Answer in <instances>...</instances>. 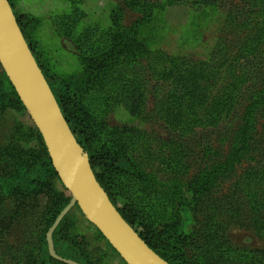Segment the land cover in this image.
Wrapping results in <instances>:
<instances>
[{
    "label": "rangeland",
    "instance_id": "1",
    "mask_svg": "<svg viewBox=\"0 0 264 264\" xmlns=\"http://www.w3.org/2000/svg\"><path fill=\"white\" fill-rule=\"evenodd\" d=\"M22 2L27 42L58 94L116 85L92 54L135 83L137 114L102 100L95 111L139 130L129 155L143 161L137 209L155 240L189 257L209 246L215 264H264V0ZM38 131L0 65V264H49L47 231L71 198L45 168ZM54 235L82 264H127L78 205Z\"/></svg>",
    "mask_w": 264,
    "mask_h": 264
},
{
    "label": "water",
    "instance_id": "2",
    "mask_svg": "<svg viewBox=\"0 0 264 264\" xmlns=\"http://www.w3.org/2000/svg\"><path fill=\"white\" fill-rule=\"evenodd\" d=\"M0 64L40 131L52 164L71 200L47 231L52 258L81 264L57 253L53 235L78 205L127 264H170L123 217L97 179L89 154L77 140L30 48L9 0H0Z\"/></svg>",
    "mask_w": 264,
    "mask_h": 264
},
{
    "label": "trees",
    "instance_id": "3",
    "mask_svg": "<svg viewBox=\"0 0 264 264\" xmlns=\"http://www.w3.org/2000/svg\"><path fill=\"white\" fill-rule=\"evenodd\" d=\"M9 1L17 17L18 23L24 33V28L22 26L21 20L22 18L28 19L31 14H29L27 10L24 11L21 7L23 3L22 0H17L19 3H17V1L15 2V0ZM17 9H19L20 11L18 12ZM87 36L88 35H86V37ZM118 46L122 48L121 45ZM141 47L142 46H140L139 44H136L133 47L134 51L136 50V54L138 53V51H140ZM88 51H90L92 54V51L93 53H95L96 49L95 47L89 45L88 49L84 52ZM90 57L91 55H88L85 58V61L89 62V66H95V70L97 72L102 71V68L105 67V73L108 75L103 79V83L111 81L116 84L114 86H110L109 89H106V85L102 84V86L97 88L98 91H101L100 94L102 95H97L95 93L94 95L90 96L71 97L69 96V92L58 94L52 82L47 77L44 69L42 68V66L40 67L43 70L49 84L51 85V88L60 104V107L66 119L69 122L73 133L75 134L77 140L84 147L85 152L89 154L91 164L96 173L97 179L107 191L109 197L117 206L118 210L121 212L123 217L136 229V231L141 235V237L157 253H159L163 258L169 261L170 264H215V261L212 262L213 256L210 255L209 257L208 255L214 254V250L210 249L209 246H206V250L203 248L202 250H204L205 253H200L198 257H193V255L189 257L187 256L186 252L183 251V249H181L177 245L172 244L171 242H165L164 240L161 241V239H159V241H156V237L150 230V227L147 226L142 220L141 209H137V205L140 201L139 198H142L141 195H139L140 186L136 188L137 185H134L135 183L133 180L138 177H142L140 173H137V168L138 166H141V164H143V161L141 160L140 162H136L129 155L131 149H135V143L138 142V139L141 138L138 136L139 130H136V133L134 131V128H127V126H125L123 129L112 127L107 123V120L103 119L102 117L105 111H99L98 114L95 111V108L97 106V109L99 108L100 100H102L104 104L110 109L115 108L114 105H116L117 103L125 107V109L128 110L130 114H137L139 110V99L137 96V90L134 87L135 83L133 81H125L123 79V76L121 75L119 77L110 75L115 71V69L111 64H106L104 58H96L94 54H92V59ZM93 74L94 72L91 73L90 76L92 77ZM5 76L14 94L16 95L18 100H20L23 108L26 110L18 93L16 92V89L12 85L6 73ZM95 79H98V73H96ZM119 83H121L120 86H118ZM197 90V88H193L192 91L189 92L192 97L197 95ZM85 101H89L90 105H87L84 108L82 106L84 105ZM172 117L175 119V121L179 123L184 120V116H182V114L179 112H177L175 115L173 114ZM38 132L43 140L40 131ZM45 168L50 173L54 174L58 179H60L58 173L56 172L52 164L49 154L48 161L45 164ZM123 180H125V183ZM126 181H128L129 183H126ZM143 199H141L142 203H144ZM70 200L71 198L64 206L61 207L58 214H60V212L68 205ZM139 204L141 206V203ZM137 224H139V226L142 225L145 228L146 233L139 232ZM55 236L56 235H53L54 243H56ZM57 253L60 254L58 251ZM48 257L49 264H66L62 261L52 258L50 254L48 255ZM63 257L79 262V260L75 257L73 258L66 255ZM220 260H222L221 255Z\"/></svg>",
    "mask_w": 264,
    "mask_h": 264
}]
</instances>
